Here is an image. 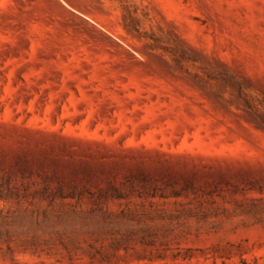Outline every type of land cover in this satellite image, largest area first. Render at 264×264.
<instances>
[{"label":"rangeland","instance_id":"obj_1","mask_svg":"<svg viewBox=\"0 0 264 264\" xmlns=\"http://www.w3.org/2000/svg\"><path fill=\"white\" fill-rule=\"evenodd\" d=\"M0 264H264V0H0Z\"/></svg>","mask_w":264,"mask_h":264}]
</instances>
